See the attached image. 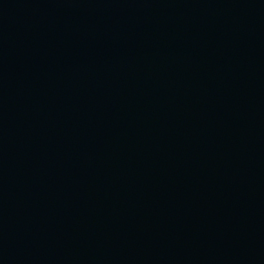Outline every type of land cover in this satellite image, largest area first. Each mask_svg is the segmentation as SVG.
Here are the masks:
<instances>
[{"label":"water","instance_id":"water-1","mask_svg":"<svg viewBox=\"0 0 264 264\" xmlns=\"http://www.w3.org/2000/svg\"><path fill=\"white\" fill-rule=\"evenodd\" d=\"M0 264H264V0H0Z\"/></svg>","mask_w":264,"mask_h":264}]
</instances>
